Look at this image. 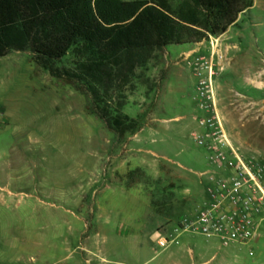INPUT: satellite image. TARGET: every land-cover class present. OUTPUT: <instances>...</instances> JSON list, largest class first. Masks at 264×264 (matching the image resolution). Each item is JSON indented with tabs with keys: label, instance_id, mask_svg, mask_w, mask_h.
Masks as SVG:
<instances>
[{
	"label": "rangeland",
	"instance_id": "374dc122",
	"mask_svg": "<svg viewBox=\"0 0 264 264\" xmlns=\"http://www.w3.org/2000/svg\"><path fill=\"white\" fill-rule=\"evenodd\" d=\"M258 1L237 19L233 56L226 32L155 50L124 90L123 111L139 123L124 133L107 127L80 83L52 76L30 51L0 58V107L13 116L0 130V238L14 264H264V241L224 246L184 233L158 244L207 201L208 152L192 136L200 117L216 115L239 153L264 163ZM202 60L213 66L211 98L199 88Z\"/></svg>",
	"mask_w": 264,
	"mask_h": 264
},
{
	"label": "trees",
	"instance_id": "16d2710c",
	"mask_svg": "<svg viewBox=\"0 0 264 264\" xmlns=\"http://www.w3.org/2000/svg\"><path fill=\"white\" fill-rule=\"evenodd\" d=\"M254 0H0V58L30 51L58 78L80 83L116 133L138 127L124 90L160 48L220 36ZM70 52V66H57Z\"/></svg>",
	"mask_w": 264,
	"mask_h": 264
},
{
	"label": "built area",
	"instance_id": "2783aa9c",
	"mask_svg": "<svg viewBox=\"0 0 264 264\" xmlns=\"http://www.w3.org/2000/svg\"><path fill=\"white\" fill-rule=\"evenodd\" d=\"M202 61L197 74L207 69L209 79H201L199 88L201 94H206V89L209 94L213 66ZM198 124L203 130L193 131L192 136L208 152L209 168L200 173L207 177L208 199L195 215L178 222L175 235L161 236L159 245L179 244L181 233L217 238L224 246L259 240L264 235V163L247 161L231 143L216 115L200 117ZM6 125L7 117L0 107V130Z\"/></svg>",
	"mask_w": 264,
	"mask_h": 264
},
{
	"label": "crops",
	"instance_id": "0c3cea01",
	"mask_svg": "<svg viewBox=\"0 0 264 264\" xmlns=\"http://www.w3.org/2000/svg\"><path fill=\"white\" fill-rule=\"evenodd\" d=\"M259 1L258 0H254V4L248 9V10H250V11H255V9L256 8H258L259 7ZM262 7V6H261ZM263 9H264V7H262ZM247 10V11H248ZM246 13V12H245ZM237 22L238 21H236V24H234V25H232L231 27H229L228 28V30L226 31V33L224 34V38H225V44L227 45V52H228V55H230V56H233L234 54H235V52H236V50H237V48H240V46H239V43L236 41V35H242V34H238V31H236L237 29H238V27H237ZM254 25V24H253ZM204 41H201V42H199V43H195L196 45H199V44H202V45H204V43H203ZM203 50L206 52V53H208L209 54V52H210V50H209V46H203ZM7 117V125L6 126H9V124L12 122V120H13V116H6ZM22 179H24V177L23 176H17L16 177V179L14 178V179H12V181L13 180H22ZM207 192V191H206ZM207 199H208V195H207ZM197 213V212H196ZM195 213V214H196ZM194 214V215H195ZM178 224V223H177ZM177 224H175V226L172 228V229H170L169 231H166L164 234H161L160 236H159V238L161 237V236H164V235H175V227H176V225ZM182 235L184 234V233H181ZM179 235V239H180V237L182 236V235ZM192 234H196V235H201V234H197V233H192ZM202 236V235H201ZM159 238H158V240H159ZM3 239L2 238H0V264H14V262H13V259L10 257V256H8V253H7V251H5L6 249H4V246L3 245H1V244H3V241H2ZM260 241H264V235L259 239V240H257V241H253V242H251V243H260ZM159 244V243H158ZM249 244V243H248ZM247 245V244H246ZM166 248V247H165ZM192 251V257L194 258L195 257V252H194V250H191ZM198 254H200V255H205V253L207 252V254H208V251H207V247L205 246V245H202V246H200V247H198ZM10 258V259H9ZM208 261V260H207Z\"/></svg>",
	"mask_w": 264,
	"mask_h": 264
}]
</instances>
